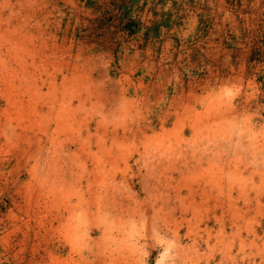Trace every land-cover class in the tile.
Masks as SVG:
<instances>
[{
  "label": "rangeland",
  "instance_id": "rangeland-1",
  "mask_svg": "<svg viewBox=\"0 0 264 264\" xmlns=\"http://www.w3.org/2000/svg\"><path fill=\"white\" fill-rule=\"evenodd\" d=\"M0 264H264V0H0Z\"/></svg>",
  "mask_w": 264,
  "mask_h": 264
}]
</instances>
